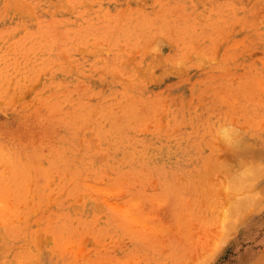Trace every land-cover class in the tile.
I'll list each match as a JSON object with an SVG mask.
<instances>
[{
    "label": "rangeland",
    "instance_id": "obj_1",
    "mask_svg": "<svg viewBox=\"0 0 264 264\" xmlns=\"http://www.w3.org/2000/svg\"><path fill=\"white\" fill-rule=\"evenodd\" d=\"M262 163L264 0H0V264H264Z\"/></svg>",
    "mask_w": 264,
    "mask_h": 264
},
{
    "label": "bare ground",
    "instance_id": "obj_2",
    "mask_svg": "<svg viewBox=\"0 0 264 264\" xmlns=\"http://www.w3.org/2000/svg\"><path fill=\"white\" fill-rule=\"evenodd\" d=\"M251 171V170H250ZM249 175V174H248ZM252 175V174H251ZM238 181V180H237ZM236 181V183H238ZM241 183V182H240ZM235 185H239V184H235ZM240 200H238V202H239ZM245 200H243V202H244ZM241 203H242V200L240 201ZM241 203H238V207H240L242 204ZM245 203V202H244ZM243 206V205H242ZM235 207H237V205L235 206ZM233 210H236L235 208L233 209ZM233 213V212H232Z\"/></svg>",
    "mask_w": 264,
    "mask_h": 264
},
{
    "label": "snow or ice",
    "instance_id": "obj_3",
    "mask_svg": "<svg viewBox=\"0 0 264 264\" xmlns=\"http://www.w3.org/2000/svg\"><path fill=\"white\" fill-rule=\"evenodd\" d=\"M261 167H262V169H264V163H262Z\"/></svg>",
    "mask_w": 264,
    "mask_h": 264
}]
</instances>
